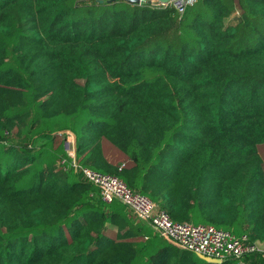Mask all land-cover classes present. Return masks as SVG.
Wrapping results in <instances>:
<instances>
[{
	"label": "trees",
	"instance_id": "trees-1",
	"mask_svg": "<svg viewBox=\"0 0 264 264\" xmlns=\"http://www.w3.org/2000/svg\"><path fill=\"white\" fill-rule=\"evenodd\" d=\"M65 130L174 221L264 242V0H0V264H210L100 199Z\"/></svg>",
	"mask_w": 264,
	"mask_h": 264
},
{
	"label": "built area",
	"instance_id": "built-area-1",
	"mask_svg": "<svg viewBox=\"0 0 264 264\" xmlns=\"http://www.w3.org/2000/svg\"><path fill=\"white\" fill-rule=\"evenodd\" d=\"M194 0H150V5L170 3L181 12L185 5ZM146 2V1H145ZM74 171H78L86 181L95 185L100 199H118L137 217L145 220L157 233L177 246L191 252L202 253L211 258H237L242 264L243 256L254 251H262L256 240L249 241L245 234L237 235L227 229L204 223L174 221L165 210L142 193L131 190L124 180L109 172H99L87 166H79L73 159V151L68 154ZM264 252V251H263Z\"/></svg>",
	"mask_w": 264,
	"mask_h": 264
},
{
	"label": "rangeland",
	"instance_id": "rangeland-1",
	"mask_svg": "<svg viewBox=\"0 0 264 264\" xmlns=\"http://www.w3.org/2000/svg\"><path fill=\"white\" fill-rule=\"evenodd\" d=\"M146 0H140V3L141 2H145ZM62 137L64 138V144L65 147H66V152L68 154H71V152L73 151V134L70 130H65L64 132H62ZM46 136H43V135H39V136H36L35 138H33L30 142V145L32 147H35V146H38V144H40L41 142H43L44 140H46ZM92 200L90 201V203H97L99 198L98 196L96 195V193H93L92 195ZM139 218V217H137ZM141 218V217H140ZM139 218V219H140ZM142 219V218H141ZM143 220V219H142ZM157 234V233H156ZM259 255V256H258ZM262 258V259H261ZM261 262V264H264V252H261L260 254L257 253L255 255L252 256V260H251V263L250 264H259Z\"/></svg>",
	"mask_w": 264,
	"mask_h": 264
},
{
	"label": "water",
	"instance_id": "water-1",
	"mask_svg": "<svg viewBox=\"0 0 264 264\" xmlns=\"http://www.w3.org/2000/svg\"><path fill=\"white\" fill-rule=\"evenodd\" d=\"M99 1H102V0H99ZM107 1H113V0H107ZM126 2H129V3H132V4H135V3H140V0H124ZM163 2H167L168 0H161ZM146 3L150 4V0H146ZM169 242H171L172 244H174L176 247H178L175 243H173L172 241L168 240ZM196 256L200 257L201 259H203L204 261H207L209 262L210 264H215V263H219L222 261V259L220 258H211V257H208L202 253H197Z\"/></svg>",
	"mask_w": 264,
	"mask_h": 264
},
{
	"label": "crops",
	"instance_id": "crops-1",
	"mask_svg": "<svg viewBox=\"0 0 264 264\" xmlns=\"http://www.w3.org/2000/svg\"><path fill=\"white\" fill-rule=\"evenodd\" d=\"M260 154H262V157L264 158V147H263V150L260 152ZM256 242L258 243L260 249L263 252L264 251V242L262 240H256ZM259 264H261V262Z\"/></svg>",
	"mask_w": 264,
	"mask_h": 264
}]
</instances>
